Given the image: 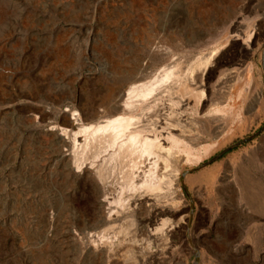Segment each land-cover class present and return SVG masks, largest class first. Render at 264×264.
Returning <instances> with one entry per match:
<instances>
[{"label":"rangeland","instance_id":"374dc122","mask_svg":"<svg viewBox=\"0 0 264 264\" xmlns=\"http://www.w3.org/2000/svg\"><path fill=\"white\" fill-rule=\"evenodd\" d=\"M194 263L264 264V0H0V264Z\"/></svg>","mask_w":264,"mask_h":264},{"label":"bare ground","instance_id":"6f19581e","mask_svg":"<svg viewBox=\"0 0 264 264\" xmlns=\"http://www.w3.org/2000/svg\"><path fill=\"white\" fill-rule=\"evenodd\" d=\"M100 69L104 70V67H101ZM126 94L127 93H125V95ZM117 107L113 106L112 110L113 111L118 110ZM163 108H164V106L159 108L157 110V112L152 117L151 116L150 117L149 116L146 117L144 119V121H143V124H141V126H139V128L142 129V130L150 131L151 133L154 132V135L152 136L151 139L145 138L143 140L144 147H145L144 149H145V151H147V145L150 144L153 147V149H154L153 152H152V155H155L156 158L158 159V161L161 160L162 162H164V164H167V160H169V161H177V155L174 152H172L169 148L166 147L165 142L163 141L165 139H163L161 137L163 136V134L168 135V131L169 130H171V131L172 130H177L178 128L181 129V130H184L185 125H182V124L179 125V122H180L179 119H177L176 122L170 120L168 118V114L166 113L168 111V109L167 110L166 109L163 110ZM119 111H121V110H119ZM104 123L105 124L103 125V127L99 128V129L116 130V129H119V128H122V127L129 128L131 126L136 125L138 123V121L131 122L130 118H127V117L124 118V117L118 116V117H115L114 119L107 120ZM149 124H150L151 127L149 126ZM186 133H187V131H186ZM138 138H139V136L137 134H131L129 136V140L133 141V142L134 141L136 142V140ZM148 235L151 236V235H153V233H148Z\"/></svg>","mask_w":264,"mask_h":264},{"label":"water","instance_id":"95a60500","mask_svg":"<svg viewBox=\"0 0 264 264\" xmlns=\"http://www.w3.org/2000/svg\"><path fill=\"white\" fill-rule=\"evenodd\" d=\"M250 139H251V137H250V138H247V139H245V140H243V141H240V142H238V143H236V144H234V145H232V146L226 148V149L224 150V152L227 151V150H229L230 148H232V147H234V146H237L238 144H242V143H244V142H247V141H249ZM193 171H195V170H193ZM194 264H195V263H194Z\"/></svg>","mask_w":264,"mask_h":264},{"label":"crops","instance_id":"0c3cea01","mask_svg":"<svg viewBox=\"0 0 264 264\" xmlns=\"http://www.w3.org/2000/svg\"><path fill=\"white\" fill-rule=\"evenodd\" d=\"M210 250H212V252H213V250H215V249H213V248H210Z\"/></svg>","mask_w":264,"mask_h":264}]
</instances>
